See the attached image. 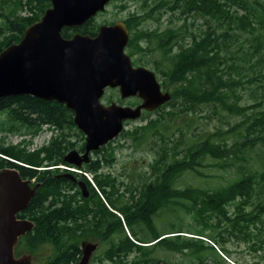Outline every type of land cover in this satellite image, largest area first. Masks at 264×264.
Here are the masks:
<instances>
[{
  "label": "trees",
  "instance_id": "1",
  "mask_svg": "<svg viewBox=\"0 0 264 264\" xmlns=\"http://www.w3.org/2000/svg\"><path fill=\"white\" fill-rule=\"evenodd\" d=\"M12 1L15 9L5 12L3 6L11 0H0V51L18 42L25 28L51 5L50 0ZM19 10L25 15L18 14ZM163 12H178L179 23L162 30L142 28L147 17L157 20ZM96 16L80 26L63 27L61 35L94 36L99 24L113 23L99 22ZM194 16L203 19L205 28L192 31L186 21ZM122 21L129 33L125 51L133 65L148 66L146 55L157 52L160 58L153 60L154 72L171 98L153 111H143L141 123L123 128L115 139L93 151L95 157L82 167L93 174L97 189L84 176L74 174L87 186L88 196L59 168L66 163L67 151H83L84 135L76 128L72 111L62 103L31 95L0 98V134L21 137L17 143L5 144L0 136V169L17 168L31 185L39 183L26 208L18 213L31 220L33 227L19 237L15 255L49 244L52 253L44 264H75L81 239L96 237L108 243L99 257L105 264H157L160 260L185 264L161 259L158 249L187 253L196 260L189 264H227L226 258L231 264H247L231 256L226 233L255 251L262 250L264 264V167L258 171L252 162L255 148H264V108L239 104L244 89L251 91L254 100H264V0H154L150 11ZM103 99L123 104L117 89H108ZM139 102L137 97L127 100L132 106ZM176 104L183 112L208 105L241 115L237 123L241 137L230 144L215 141V131L179 149L181 142L169 133L171 118L177 116ZM153 113L156 116L151 118ZM43 127L50 131L47 142L28 149L31 140L23 136L33 137ZM118 137L157 145L153 160L136 183H124L112 171L103 170L114 159L112 144ZM206 159L222 169L235 168L237 176L216 188L179 186L184 173L203 175L199 167L205 166ZM121 185H125L123 191ZM177 208L190 213L195 226L179 224L172 231L159 232L154 218ZM208 217L215 218V234L205 231L212 226ZM124 224L131 236L124 232ZM182 232L192 234L185 237ZM114 235L118 238L113 239ZM206 239L219 245V251Z\"/></svg>",
  "mask_w": 264,
  "mask_h": 264
},
{
  "label": "water",
  "instance_id": "2",
  "mask_svg": "<svg viewBox=\"0 0 264 264\" xmlns=\"http://www.w3.org/2000/svg\"><path fill=\"white\" fill-rule=\"evenodd\" d=\"M109 0H50L42 16L28 25L22 38L0 51V98L31 95L64 104L73 122L84 135L83 151L72 148L63 161L81 167L90 154L106 145L122 131L124 122L153 111L171 98L162 91L153 70L133 65L125 51L129 33L123 21L102 23L96 35L75 32L61 35L63 27H77L105 9ZM117 88L121 99L138 97L135 106L116 101L103 103L107 89ZM21 164V163H20ZM84 197L88 189L72 173ZM39 187L23 179L14 167L0 169V264H30L29 255L16 257L14 247L33 227L29 219L18 217ZM96 244L81 242L76 264H89Z\"/></svg>",
  "mask_w": 264,
  "mask_h": 264
},
{
  "label": "rangeland",
  "instance_id": "3",
  "mask_svg": "<svg viewBox=\"0 0 264 264\" xmlns=\"http://www.w3.org/2000/svg\"><path fill=\"white\" fill-rule=\"evenodd\" d=\"M153 1L154 0H111L107 3L105 9L97 14L96 19L99 22H114L123 20L129 18L132 14H140L144 11H150ZM13 3L14 2L11 0V2L5 4L3 6V10L5 12L13 11L15 9ZM17 13L23 15L24 10H19ZM177 19L178 12L174 14L170 12H163V14L160 15L157 20L147 17L142 28H157L158 30H162L179 23ZM1 20L2 18L0 17V23ZM186 24L190 25L192 31H196L198 27L205 28L203 19L197 18L196 16L188 18ZM186 41L188 42L189 40ZM176 50H178V48H176ZM146 57L150 62V64L146 67L154 71L153 60L159 59L160 55L155 52L154 55L150 54L146 55ZM240 97L241 100L239 101V104L241 105H255V107L252 108L255 110L264 108V100H262L261 97H256V100H254V97H252V93L249 89L240 90ZM130 99L131 98L123 99V104L129 105L127 100ZM103 103L106 104L107 102L103 99ZM175 106L176 107L173 108V111L177 113V116H173V118H171L172 121H170L171 127L169 133H173L170 134V138L172 137L173 140L181 142L179 149H182L186 147L188 143H191L194 140L200 139L208 133L215 131H217V134L214 137L215 141H226L230 144L241 137L240 132L238 131H242V129L241 126L237 125V123L241 120V115H237L234 112H227L226 110L221 109L219 106L213 107L206 105L197 109L195 112H183L180 111V104H176ZM165 108L169 109L171 107ZM155 116L156 113L150 115L151 118ZM142 121L143 120L139 118L133 121L124 122V128L128 129L134 127V125L139 124ZM219 131L221 132L220 134H218ZM49 135L50 131L43 127L42 131L37 135L33 137L25 135L23 138L30 139L31 143L27 145V148L34 149L37 146L46 143ZM0 136L4 137L3 140L5 144L17 143L21 138L20 134L17 133H1ZM73 141H75V139H73ZM156 146L157 145L146 141L132 142L129 138L118 137V139H116L112 144L114 159L111 160V163L104 165L103 170L112 171V173L116 174L121 181H124V183H136L139 181L142 173L148 169V163L153 160ZM253 155L254 161L252 162L255 165V168L258 171L262 170L264 167V148L257 146L253 151ZM90 157L94 158L95 154H90ZM204 163L205 166L199 167V169L201 168L200 170L203 175H198L196 173H184L182 178L178 180L179 186L184 187L187 185H192L198 187L216 188L225 185L229 180L237 176V170L235 168L222 169L216 165L217 162L212 159H206ZM124 187L125 185H121L120 191H123ZM123 197L126 198L127 194H123ZM208 219V223L212 224V226H208L205 231L209 234H215L216 230L213 228L217 227L215 218L208 217ZM154 223L156 225V229L159 232L172 231L176 229L179 224V226L184 228L195 226V222L191 214L186 213L180 208H177L176 212L174 211L169 214L157 215L154 218ZM123 229L128 236L132 235L128 225L124 224ZM182 234L186 235L185 237H187L191 236L192 233L182 232ZM224 236L230 238L226 244L230 250L231 256L247 264H261L263 262V258L261 256L263 253L262 250L255 251L250 247V244L237 241L232 235H227L225 233ZM116 238H118V235L113 236V239ZM81 242L96 244L90 255V264H105V262L99 261V257L101 256L103 250L108 246L107 242H101L100 239L96 237H83ZM205 242L212 245L215 250L219 251L217 249V247L219 248V245L216 244L215 246L208 239H206ZM51 253L52 250L50 245L42 244L33 251L23 250L17 256L22 254L29 255L31 257V264H39L41 261L46 260L48 256L51 255ZM156 253L161 259H166V261L170 263H196V260L187 253L182 254L179 252L163 251L162 249H158ZM131 258L132 255L129 257V259ZM226 263L231 264V260L226 258ZM157 264L165 263L163 260H160V262Z\"/></svg>",
  "mask_w": 264,
  "mask_h": 264
},
{
  "label": "built area",
  "instance_id": "4",
  "mask_svg": "<svg viewBox=\"0 0 264 264\" xmlns=\"http://www.w3.org/2000/svg\"><path fill=\"white\" fill-rule=\"evenodd\" d=\"M64 168H67L69 170H75L77 172H80L81 174H83L87 179L88 181L93 185L95 186V183H94V180H93V176L91 173H89L88 171H85V170H81V169H76V168H73V167H68V166H63Z\"/></svg>",
  "mask_w": 264,
  "mask_h": 264
},
{
  "label": "flooded vegetation",
  "instance_id": "5",
  "mask_svg": "<svg viewBox=\"0 0 264 264\" xmlns=\"http://www.w3.org/2000/svg\"><path fill=\"white\" fill-rule=\"evenodd\" d=\"M161 90L164 92V91H168V90H165L164 88H162L161 87ZM141 102V101H140ZM46 245H49V244H46ZM37 248V247H36ZM35 250V249H34ZM80 251H81V248H80ZM81 254H82V252L80 253V257H81ZM29 259H30V264H31V257L29 256ZM46 260H44V261H41V263H39V264H44V262H45ZM90 261V260H89ZM89 264H90V262H89Z\"/></svg>",
  "mask_w": 264,
  "mask_h": 264
}]
</instances>
